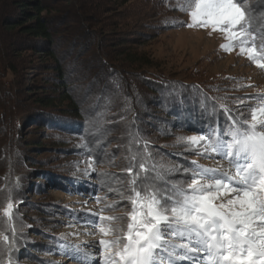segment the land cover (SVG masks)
<instances>
[{
    "label": "rangeland",
    "instance_id": "1",
    "mask_svg": "<svg viewBox=\"0 0 264 264\" xmlns=\"http://www.w3.org/2000/svg\"><path fill=\"white\" fill-rule=\"evenodd\" d=\"M43 1L52 13L62 17L64 24L59 34L60 44L65 48L71 47L75 39L81 41L77 35L83 25L80 24L78 16H95L101 20V25H107L105 30L113 29L107 18L112 17L111 15L99 12L90 15L86 12L88 10L86 3L90 0ZM153 2L156 4L151 7ZM123 4L138 11L141 9L149 11L144 18L142 17L143 22L135 25L133 34L128 37H132L142 28L149 34L143 38L142 44L134 46L133 50L150 62L148 68L150 71L163 73L177 80L186 79L187 82L203 83L222 104L220 106L228 110L233 117L238 120L249 117L248 109L260 103L259 100L252 98L264 97V69L258 68L247 55L239 54L238 42L233 51L225 52L220 47L226 43L222 32H214L210 27L186 26L190 23L188 11H180L181 6L187 8L184 0H175L167 4H159L157 0L146 2L124 0ZM257 4L264 8V0H243L241 6L249 15L254 8L256 9ZM102 5L109 7V2L107 4V1L102 0ZM139 6L140 9H137ZM70 15L72 18L66 19ZM254 17L264 18V13L260 16L254 14ZM140 19L141 17L137 16L134 23L138 24ZM163 21H170L171 26L168 22L162 24ZM64 25H74V28L69 29ZM73 34L77 35L73 37ZM257 43L259 46L263 40ZM76 54L72 53L68 58L74 64L72 70H69V74L73 73L70 92L81 104L83 102L85 109L89 111L84 116V122L87 121L85 125L74 129H62L35 119L28 122L20 120L21 125H16L17 122L13 120L9 123L7 121L9 124L7 126L6 122L4 125L0 123V130L2 129L1 133L4 136L3 145H0V264H77L76 253L65 249L63 245L80 246L81 254L91 252L95 246L99 253L100 239L115 238L112 235L103 236L99 232L100 224L92 227L85 223L88 219H98L100 215L123 217V222L105 221L101 224H110L112 227L123 228L124 232L127 231L128 214L131 210L128 197L131 194L132 179L128 169L132 167L126 161L132 158L136 160L138 155L133 153L134 148L130 146L129 156L126 153L123 156L117 136L120 130L109 128L106 124L113 119L107 118L105 113H102L100 121L95 119L97 114L90 109L91 102L96 95L100 94L103 98L106 94L100 88L96 89L98 83L95 84L92 80L99 64L88 61L90 72H86L81 59H85L89 53L86 56H83V53ZM39 55L42 54L25 52L19 60L22 65L21 83L25 84V90L33 89L34 94L40 92L42 88L40 86L42 71L35 70ZM22 92L19 95L21 99L24 98L25 91ZM22 102L26 101L23 99ZM105 108L102 111L109 113L110 109L105 111ZM150 109L152 117H156L154 121L157 127L162 131H158L153 124H144L150 135L157 134L160 138L154 141L157 146H149L152 150L148 151L155 161L150 160L147 167L154 171L144 173L140 166L132 168L134 172L140 173L138 183H147L143 179L145 175L159 184L172 180H190L191 173H185L183 169L192 168L193 161L196 165L216 169L221 173L234 171L229 168L226 160L207 158L197 151L187 150L183 143L178 144L177 137L197 133L191 132L192 129L187 131L178 129L172 124L167 128L169 124H164V121L158 118L160 114L153 112V108ZM210 117L208 116L209 119ZM154 121L149 119L150 123ZM4 128L8 129V135ZM19 128L24 151L21 154L22 160L18 159L20 152L17 151L18 146L14 141ZM125 129L127 132L128 127ZM136 139L135 135H131L128 141L133 145ZM36 147L42 149L37 150ZM139 156L142 160V155ZM86 157L95 159L93 168H87L84 162ZM129 163L134 164L132 161ZM33 168L37 171H33ZM86 170L88 174H85ZM160 173L163 175H159ZM184 187L187 190V184ZM9 202L13 205L12 215L5 216L4 212ZM109 205L115 208H108ZM101 209L105 211L101 212ZM65 252L69 254L65 255ZM91 259L99 264L97 257ZM185 264L188 262L185 261ZM257 264L260 262L257 261Z\"/></svg>",
    "mask_w": 264,
    "mask_h": 264
},
{
    "label": "snow or ice",
    "instance_id": "2",
    "mask_svg": "<svg viewBox=\"0 0 264 264\" xmlns=\"http://www.w3.org/2000/svg\"><path fill=\"white\" fill-rule=\"evenodd\" d=\"M184 3L187 8L181 6L180 11H188L190 17L186 26L222 32L226 41L220 46L223 51H233L238 42L239 54L264 69V43H255L260 37L251 30L248 12L241 6L243 0ZM252 99L260 103L248 109L249 117L237 121L229 113L232 123L226 130L217 125L208 132L177 137L178 144L183 143L187 150L226 160L234 171L221 173L193 161L192 168L183 169L191 173L190 180L159 184L145 175L147 183L140 184V173L129 168L127 231L101 224L123 222V217L88 219L85 223L92 227L100 224L103 236L115 238L100 239L99 253L95 246L81 254L80 246L63 245L76 253L77 264H97L91 257H103L99 264H264V97ZM84 162L91 169L95 159L86 157ZM140 170L154 171L145 163L140 164ZM12 207L9 202L5 216L12 215Z\"/></svg>",
    "mask_w": 264,
    "mask_h": 264
},
{
    "label": "trees",
    "instance_id": "3",
    "mask_svg": "<svg viewBox=\"0 0 264 264\" xmlns=\"http://www.w3.org/2000/svg\"><path fill=\"white\" fill-rule=\"evenodd\" d=\"M104 1H107V4L109 2V7L103 6L102 0L87 1L86 12L90 15L97 12L111 15L112 17L107 18L113 29L105 30L107 25H101V20L95 16L77 15L80 24L83 25V28L79 29V35L76 34L81 41L75 39L71 47L65 48L60 44L59 34L64 24L62 17L52 13L43 0H0V123L4 125L6 122L7 126L13 120L17 122L16 125H21L20 120L28 122L35 119L62 129H74L85 125L87 121L84 122V116L89 111L85 109V104L83 102L81 104L70 92L73 73H69L74 64L68 58L72 53H77L76 55L83 53V56L89 53V56L81 59L82 67L86 72H90L88 61L99 64V67H94L96 68L94 75L97 76L93 75L92 80L95 84L98 83L96 89L100 88L106 93L103 98L100 94L96 95L90 109L92 108L93 113L97 114L95 119L98 121L101 120L102 113H105L107 118L113 119L106 124L109 128L120 130L117 136L123 156L125 153L129 156L130 146L134 148L133 153L138 155L136 160L139 161L133 158L126 161L133 169L141 163L149 166L150 160H154L148 152L152 150L149 146H157L154 141L160 137L157 134L150 135L144 124H153L158 131L162 129L157 127L154 121L156 117H152L150 108L160 114L158 118L164 121V124H169L167 128L176 125V128L181 130L192 129L193 133H201L208 132L210 127L216 129L218 125L220 129L226 130L232 123L229 111L220 106L222 104L203 83L187 82L186 79L177 80L166 74L150 71L148 69L150 62L133 50L134 46L142 44L143 38L149 34L142 28L132 37L128 36L133 34L135 25L141 24L144 20L142 17L144 18L149 11L132 9L123 4L124 0ZM157 1L159 4H167L175 0ZM5 2L9 4L6 5ZM155 4L153 2L151 7ZM262 8L257 4L256 9L254 8L249 14L251 30L260 37L255 41L256 44L259 40H263L264 43V18L254 17V14L260 16L264 13ZM137 9H140V6ZM258 11L260 12L257 13ZM137 16L141 17L138 24L134 23ZM69 18H72L71 15L66 17ZM166 23L171 26L170 21H163L162 24ZM64 26L69 29L74 28V25ZM76 35L73 34V37ZM74 47L77 49L75 50ZM25 52L42 54L39 55L38 63L35 65V70L42 71L40 74L42 88L35 94L31 88L25 90V84L21 83L22 65L19 60ZM22 89L25 91L23 99L26 102L21 103L23 99L19 98V95L23 93ZM103 108L105 111L110 109V112L102 111ZM208 116L212 118L209 119ZM149 119L154 123H150ZM73 122L76 124H72ZM103 126L106 127L104 124ZM126 127H128L127 132ZM4 129L8 135V129ZM20 129L14 141L18 146L17 151L20 152L18 159L22 160L21 154L24 151H22L23 142H20L22 139ZM1 130L0 145H3L4 136ZM131 135L137 138L133 145L128 141ZM139 155H142V160ZM130 161L134 164H130ZM33 171L37 169L33 168Z\"/></svg>",
    "mask_w": 264,
    "mask_h": 264
}]
</instances>
